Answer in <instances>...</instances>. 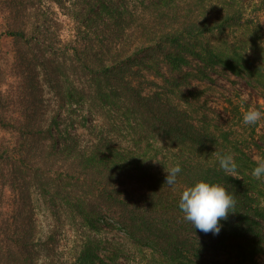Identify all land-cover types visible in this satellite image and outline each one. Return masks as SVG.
<instances>
[{
  "label": "trees",
  "instance_id": "1",
  "mask_svg": "<svg viewBox=\"0 0 264 264\" xmlns=\"http://www.w3.org/2000/svg\"><path fill=\"white\" fill-rule=\"evenodd\" d=\"M206 1L199 0L196 14H174L173 25L156 28L126 22L112 0H5L1 32L13 38L17 61L25 68L24 90L41 89L27 64L39 54L37 68L44 75L50 70L55 98L63 100L64 93L71 110L66 121L45 125L37 121L40 108L36 112L29 100L31 114L17 124L24 134L20 144L0 143V207L11 210H0V264H95L99 259V246L76 235L69 259L55 260L53 231L36 237L34 202L50 204L90 233L117 229L171 264H264L263 196L260 180L251 175L257 163L245 155L235 158L239 174H225L219 159L208 154L209 135L159 95L145 96L132 81L134 68L147 66L155 53L177 68L189 56H199L192 44L200 38L242 27L241 9L220 4L215 11ZM53 7L74 21L71 40L61 39ZM95 25L104 31L95 35ZM132 30L140 47L121 49L116 38ZM47 53L50 61L43 56ZM204 53L209 61L220 60L214 47ZM60 77L66 79L63 92ZM156 145L167 155L156 157ZM177 164L182 171L169 186L167 171ZM202 180L224 186L236 198L218 235L194 229L178 206L183 190Z\"/></svg>",
  "mask_w": 264,
  "mask_h": 264
},
{
  "label": "rangeland",
  "instance_id": "2",
  "mask_svg": "<svg viewBox=\"0 0 264 264\" xmlns=\"http://www.w3.org/2000/svg\"><path fill=\"white\" fill-rule=\"evenodd\" d=\"M211 1L213 10L219 8L220 4L225 8L231 5L235 9H241L244 13L242 27L200 38L192 44L195 49H200L199 56H189L187 63L177 68L176 65L173 67L169 62L163 61L159 57L161 54L155 53V56L148 57L147 66L134 68L132 81L145 96L159 95L160 99L177 107L199 130L208 134L211 140L209 155L217 159L227 154L233 155L234 159L246 156L258 164L264 160V118L256 125H245L243 115L250 108L264 112V0ZM198 2L199 0H112L111 3L120 13L119 17L126 22L131 21L132 25L167 28L175 23L174 14H196ZM4 3L5 0H0V120L4 127L0 128V143L19 145L24 134L17 124L26 121V116L31 114L27 104L29 100L35 102L36 112L40 108L41 115L37 121L45 125L54 121H66L71 109L64 93L63 100L55 98L50 70L47 69L44 75L43 70L37 68L39 54H35L38 57L35 61H31L32 57H29L30 62L27 64L33 68V78L41 81V89L37 92L24 90L25 68L17 61L13 38L1 32L6 24L5 13L8 9ZM205 3H209V0ZM52 11L58 19L61 39L71 40L76 29L74 21L55 7L51 8ZM91 28L95 35L104 31L103 27L97 25ZM115 41L125 50L140 47L139 43H142L133 30ZM145 46L149 47V44ZM212 47L218 49L220 60L209 61V56L204 53ZM43 56L48 61L52 59L48 53ZM59 79L61 91H66V79ZM9 123L14 126H8ZM95 126L96 124L91 125ZM70 133L74 134L75 131ZM136 154L140 155V152ZM154 154L161 158L167 152L163 145H156ZM138 175L137 180L140 181L142 174ZM137 187L136 181L134 188ZM258 187L263 196L264 208V179L260 180ZM118 188L123 191L121 186ZM128 188L131 189V186ZM32 206L36 237L46 236L51 231L55 234L58 242L55 260L66 262L69 259L73 236L78 235L90 238L99 246V259L95 264H171L160 253L144 247L117 229L90 233L86 229H80L67 215L60 214L50 204L34 202ZM0 210L9 212L10 208L3 205ZM53 212L55 216H52Z\"/></svg>",
  "mask_w": 264,
  "mask_h": 264
},
{
  "label": "clouds",
  "instance_id": "3",
  "mask_svg": "<svg viewBox=\"0 0 264 264\" xmlns=\"http://www.w3.org/2000/svg\"><path fill=\"white\" fill-rule=\"evenodd\" d=\"M262 118L264 112L250 108L243 115V123L256 125ZM219 167L227 175L239 174L238 164L231 154L219 156ZM181 171L179 164L171 167L167 171L166 184L174 186ZM251 175L257 180L264 179V160L252 169ZM178 206L184 214V219L190 222L194 229L205 234L218 235L223 227L221 221L234 212L236 198L224 186L202 180L183 190Z\"/></svg>",
  "mask_w": 264,
  "mask_h": 264
}]
</instances>
